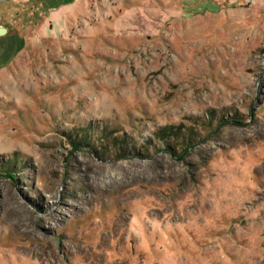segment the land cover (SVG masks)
Returning <instances> with one entry per match:
<instances>
[{
  "label": "rangeland",
  "instance_id": "1",
  "mask_svg": "<svg viewBox=\"0 0 264 264\" xmlns=\"http://www.w3.org/2000/svg\"><path fill=\"white\" fill-rule=\"evenodd\" d=\"M57 26L0 71V264H264V0Z\"/></svg>",
  "mask_w": 264,
  "mask_h": 264
},
{
  "label": "crops",
  "instance_id": "2",
  "mask_svg": "<svg viewBox=\"0 0 264 264\" xmlns=\"http://www.w3.org/2000/svg\"><path fill=\"white\" fill-rule=\"evenodd\" d=\"M78 0H0V71L12 64L27 44L63 24ZM60 30V29H59Z\"/></svg>",
  "mask_w": 264,
  "mask_h": 264
},
{
  "label": "trees",
  "instance_id": "3",
  "mask_svg": "<svg viewBox=\"0 0 264 264\" xmlns=\"http://www.w3.org/2000/svg\"><path fill=\"white\" fill-rule=\"evenodd\" d=\"M251 116H254V114L252 113ZM228 120H225V119H222V121L218 122L217 126H216V129H218L219 126H224L225 124H228L227 123ZM234 122H239V121H234ZM155 134V139L156 141L159 143L161 142L162 144V149H166V147L168 148V151L170 154L172 155H175V153H177L178 151V157H182L184 154H186L190 148L193 147V144L189 143H185L184 146L182 148H180L179 150H177L175 148V146H177L178 143H176L174 140L175 138H178V131H176L175 129L173 128H170L169 127H163L162 129H159ZM107 137V136H105ZM104 137H101L100 142H103ZM186 140V139H185ZM190 140V139H188ZM73 143L71 144L72 146H77L80 142H76V141H72ZM114 144V141H112ZM107 145L106 142L102 143V145ZM177 150V151H176ZM10 176H12L11 173H8Z\"/></svg>",
  "mask_w": 264,
  "mask_h": 264
},
{
  "label": "water",
  "instance_id": "4",
  "mask_svg": "<svg viewBox=\"0 0 264 264\" xmlns=\"http://www.w3.org/2000/svg\"><path fill=\"white\" fill-rule=\"evenodd\" d=\"M4 31H5V28L0 27V33L4 32Z\"/></svg>",
  "mask_w": 264,
  "mask_h": 264
}]
</instances>
